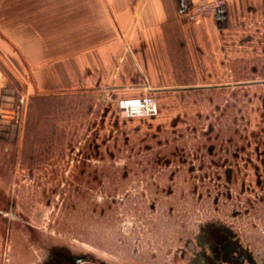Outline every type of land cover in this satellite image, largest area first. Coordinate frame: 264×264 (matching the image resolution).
Wrapping results in <instances>:
<instances>
[{"label": "rangeland", "instance_id": "1", "mask_svg": "<svg viewBox=\"0 0 264 264\" xmlns=\"http://www.w3.org/2000/svg\"><path fill=\"white\" fill-rule=\"evenodd\" d=\"M2 30L0 264H204L210 223L264 261V48L235 76H171L156 115L122 119L99 89L39 88L31 34Z\"/></svg>", "mask_w": 264, "mask_h": 264}, {"label": "crops", "instance_id": "2", "mask_svg": "<svg viewBox=\"0 0 264 264\" xmlns=\"http://www.w3.org/2000/svg\"><path fill=\"white\" fill-rule=\"evenodd\" d=\"M206 1L0 0V27L31 34L29 64L44 65L34 76L43 90L156 95L178 87L165 83L171 76H235L264 48V0H228L190 21V8Z\"/></svg>", "mask_w": 264, "mask_h": 264}, {"label": "flooded vegetation", "instance_id": "3", "mask_svg": "<svg viewBox=\"0 0 264 264\" xmlns=\"http://www.w3.org/2000/svg\"><path fill=\"white\" fill-rule=\"evenodd\" d=\"M2 200L0 196V213H2ZM5 213V212H4ZM204 243L209 246L205 254L204 264H243L253 256L237 240L232 230L220 224L210 223L204 226L202 233ZM45 264H112L98 261L94 257L84 254L72 253L65 248L52 250Z\"/></svg>", "mask_w": 264, "mask_h": 264}, {"label": "built area", "instance_id": "4", "mask_svg": "<svg viewBox=\"0 0 264 264\" xmlns=\"http://www.w3.org/2000/svg\"><path fill=\"white\" fill-rule=\"evenodd\" d=\"M228 0H210L198 3L188 11L190 21H196L204 16L214 15L220 8L226 5ZM118 115L122 119H129L139 116H153L158 113L159 106L155 95L151 93L139 94L134 96L122 97L118 100ZM5 112L0 113V130L1 124L6 122ZM9 123V122H8ZM11 125V124H10ZM14 126V125H13Z\"/></svg>", "mask_w": 264, "mask_h": 264}, {"label": "water", "instance_id": "5", "mask_svg": "<svg viewBox=\"0 0 264 264\" xmlns=\"http://www.w3.org/2000/svg\"><path fill=\"white\" fill-rule=\"evenodd\" d=\"M264 259V258H263ZM249 261L252 263V264H264V261H262L261 263H259L254 257L250 258Z\"/></svg>", "mask_w": 264, "mask_h": 264}, {"label": "trees", "instance_id": "6", "mask_svg": "<svg viewBox=\"0 0 264 264\" xmlns=\"http://www.w3.org/2000/svg\"><path fill=\"white\" fill-rule=\"evenodd\" d=\"M195 90H198V89H195Z\"/></svg>", "mask_w": 264, "mask_h": 264}]
</instances>
